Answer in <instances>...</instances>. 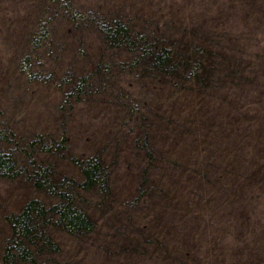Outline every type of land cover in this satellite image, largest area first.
Segmentation results:
<instances>
[{"label": "trees", "instance_id": "trees-1", "mask_svg": "<svg viewBox=\"0 0 264 264\" xmlns=\"http://www.w3.org/2000/svg\"><path fill=\"white\" fill-rule=\"evenodd\" d=\"M0 181V264H264V0H0Z\"/></svg>", "mask_w": 264, "mask_h": 264}, {"label": "rangeland", "instance_id": "rangeland-1", "mask_svg": "<svg viewBox=\"0 0 264 264\" xmlns=\"http://www.w3.org/2000/svg\"><path fill=\"white\" fill-rule=\"evenodd\" d=\"M38 112L36 111L35 113H33V116H26L27 114L24 112V115L27 117V119L31 120L33 117H37L38 116ZM106 115H107V111H106ZM102 116V115H101ZM91 117H96V119L93 121V118ZM100 116H97L95 113V109L94 108H86L84 109L82 112H80V115L78 117V122L76 125L72 126L71 130V136L73 137L72 139V150L74 153L77 152H86V151H92L91 149L95 148L97 146V139L102 137V132H103V124L104 121H100ZM85 128L87 130H85ZM83 130V132H82ZM88 131V132H87ZM94 137L93 141L91 143H89L87 140H83V139H87L88 137ZM118 174L116 177V181L114 182V186H115V195L116 197H120L122 192L121 191V187L125 184V192H128L131 188V184L130 181L125 180V170L123 169H118ZM124 171V172H123ZM117 172V171H116ZM30 187L29 185H26L24 182H19V181H15V182H5V181H0V212H2V207L3 208H11V206L14 205H18L19 202L25 200L26 198H28L31 194L30 191ZM133 193V191H132ZM15 207V206H14ZM115 214L112 213V216H114ZM110 216V213H109ZM1 217V216H0ZM224 220V219H222ZM2 221L0 218V228L2 227ZM251 224H253L251 222ZM238 225V229H235L234 231H232V238L233 243H230L231 247L228 250V254H227V247L226 243L227 241H223V243L220 245V250L219 249V255H220V260L218 259H214L215 261H213L212 263L214 264H237L236 259L239 257V260L241 261L243 258V254H240L241 252V248L240 247H244L247 244V241H251L252 238V234L249 232V234H247V230H245V227H241V220H239L238 223H236L235 221L232 222V226H236ZM253 229H255V227H251L248 229V231H252ZM232 230V229H231ZM105 230H103L102 233H104ZM217 232V231H216ZM102 237H100L101 239L100 244L99 245H104L103 240H105L104 238V234L101 235ZM212 238L213 235L211 234V232L209 231L203 238H201V244H200V248L202 250H206L208 248V246L211 244L212 242ZM224 238V237H223ZM200 243V242H199ZM203 245V246H202ZM191 242L188 241L186 244V249L190 250L191 249ZM98 249V251L96 252L97 254L94 255H98V253L101 252V248ZM240 254V255H239ZM185 260H188V258L186 257ZM198 264V262H197Z\"/></svg>", "mask_w": 264, "mask_h": 264}]
</instances>
